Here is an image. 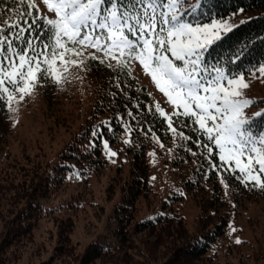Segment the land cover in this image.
<instances>
[{
    "label": "trees",
    "instance_id": "obj_1",
    "mask_svg": "<svg viewBox=\"0 0 264 264\" xmlns=\"http://www.w3.org/2000/svg\"><path fill=\"white\" fill-rule=\"evenodd\" d=\"M200 3L203 7L197 10L196 18L188 16L192 23L223 19L239 10L264 11V0H200ZM17 10L23 13L24 6L13 3V0H0V14L3 17L0 28L5 30L14 47L20 50L24 45L14 37L19 29H11L9 25L19 24L27 28L36 17L39 27L33 25L35 30L31 34L21 33L28 39L40 35L41 30L49 31V28L35 9L31 10L32 17L24 16L23 20L17 18ZM43 38L46 39V36ZM206 63L209 68L219 67L232 75H248L259 68L264 63V12L212 43L206 53ZM84 67L95 87L90 119L78 136L63 149L58 165L53 168H57L61 175L71 174L78 183H87L92 175L100 174L107 166L103 141L115 146L123 143L128 134L125 145L129 156L128 177L122 184V203L113 210L117 245L97 239L89 242L82 253L75 254V247L70 241L72 216H68L54 223L57 245L50 259L41 264H53L56 259L72 260L73 264H131L128 243L132 241L133 234L139 233L153 236L152 241L142 242L148 248L144 247L145 259L140 264H152L153 256L159 255H154L158 248L164 250L162 257H157L160 264H218L215 249L220 241L226 239L229 217L237 214L245 202H264V189L246 183L238 171L229 169L221 162L213 142L207 140L192 117H172V127L178 133L183 132L188 139L175 135L165 118L155 110L146 87L127 69H119L115 64L108 67L99 60L90 59ZM54 87L55 83L51 80H45L42 86L37 87L47 103L48 98L54 96ZM249 123L257 135L264 131V117L259 115ZM10 134L9 108L0 102V151ZM158 144L160 147L163 145L159 151ZM153 146L165 157L168 151L172 152V171L178 173L183 188L187 193H193L192 197L200 206L193 231L187 230L183 217L173 206L183 199V196L175 193L160 202L155 216L131 226L134 213L129 203L132 205L138 197L148 199L153 193L147 183L146 161V150ZM208 147L212 148L211 153ZM6 167L7 164L0 167V264H4L6 256L10 255L9 250L29 243L38 219L55 209L37 202L39 185L33 186L34 182L25 179L17 181L14 176L3 174ZM22 172L26 173L24 170ZM32 180H35L34 176ZM72 204L75 203H68V206Z\"/></svg>",
    "mask_w": 264,
    "mask_h": 264
},
{
    "label": "rangeland",
    "instance_id": "obj_2",
    "mask_svg": "<svg viewBox=\"0 0 264 264\" xmlns=\"http://www.w3.org/2000/svg\"><path fill=\"white\" fill-rule=\"evenodd\" d=\"M196 1L189 0L185 7H190ZM33 2L39 9L40 17L55 18L54 13L48 12L42 0H33ZM263 12L259 9L239 10L223 19L207 22L194 21L193 24L215 25L208 30L212 44L236 26ZM7 15L11 14L7 13ZM1 18L3 17L0 14ZM186 19L188 20L189 17ZM213 33L219 38L216 39ZM92 51L88 50L85 56L87 57ZM108 63L115 64L114 61H108ZM261 66H264V63ZM130 73L146 87L153 106L159 104L166 116H171L172 119L173 106L156 88L151 77L145 75L137 62L131 65ZM244 77L249 87L242 89L243 97L252 102L250 107L244 109V113L245 118L250 122L264 111V77L260 75L258 68ZM94 92L95 87L87 77L85 67L69 66V71L63 73L61 83H55L54 96L48 98L50 99L48 103L36 88L31 95L23 99H19L17 94L18 98L11 102L10 108L8 107L11 134L0 151V167L7 164L3 174L14 176L17 181L25 179L30 183L34 182L33 186L39 185L37 202L47 208L55 209L38 219L29 243L9 250L10 255L6 256L4 264H41L48 261L57 245V229L54 223L68 216H72L73 227L70 241L75 247V254L82 253L89 242L97 239L104 243L108 242L109 245H117L114 234L117 224L113 210L122 203L124 197L122 184L128 177L129 156L125 150L128 134L125 135L123 143L115 146H110L103 141V155L107 160V166L100 174L92 175L87 183H78L71 174L61 175L57 168H53L58 165L59 155L63 149L76 135L78 136L90 119L95 99ZM178 111L183 112V109ZM162 117L168 124L166 117ZM192 118L195 120V117ZM197 126L200 129L199 124ZM157 149L161 150L159 144ZM157 149L153 146L146 150L147 183L153 193L148 199L138 197L133 200L132 205L129 203L134 213L131 226L138 221L155 216L159 211L160 202L167 200L175 193L183 196V199L176 201L173 206L183 217L187 230L193 231L200 213V206L192 197L193 193L185 191L178 173L172 171V152L168 151L165 157L160 155ZM216 149L220 160V149L218 147ZM224 154L227 156V152ZM245 155L247 156L248 153ZM221 162L229 169L240 173L235 161L231 158L227 162ZM246 162L244 160V163ZM33 176L35 180L30 181ZM261 178L264 179V174ZM77 201L79 204H76ZM73 202L74 205L68 206V203ZM1 232L2 226H0ZM131 239L132 241L128 243L131 248L128 250V254L131 255V264H140L144 258L145 248H148L142 242L152 241L153 236L139 233L133 234ZM166 248L168 251L169 246L167 245ZM215 250L218 253V264H264V202H245L237 214H231L226 239L220 241ZM163 251L161 248L155 251L154 255L156 253L159 255L153 256L152 264H160L157 257L161 258ZM53 264H73V262L56 259Z\"/></svg>",
    "mask_w": 264,
    "mask_h": 264
},
{
    "label": "snow or ice",
    "instance_id": "obj_3",
    "mask_svg": "<svg viewBox=\"0 0 264 264\" xmlns=\"http://www.w3.org/2000/svg\"><path fill=\"white\" fill-rule=\"evenodd\" d=\"M42 2L55 16L54 19L40 18L49 31L41 30L33 39L21 35L31 34L35 30L33 25L39 27L36 17L27 28L9 25L11 29H19L14 37L22 42V49L17 50L0 28V102L10 108L17 94L23 99L45 80L59 84L69 66L80 68L88 59L99 60L108 67L113 66L108 61H114L117 68L127 69L129 73L131 65L137 62L168 98L173 115L195 117L194 123L199 124L207 140L220 149V160L227 162L231 158L246 183L264 189L261 178L264 131L259 135L254 133L244 113L252 104L242 92L249 85L243 74H226L215 66L209 68L206 63L211 45L208 30L215 25L193 24L186 19L196 18L197 10L203 7L200 0L190 7H185L189 0ZM13 3L24 6L23 13L16 12L21 20L24 16L32 17V9L39 11L33 0H13ZM213 36L219 38L215 33ZM90 49L93 51L86 57ZM258 72L264 77V66ZM181 108L183 112L178 111ZM155 110L166 117L175 135L188 139L172 127L171 116H166L159 104ZM258 115L264 117V113ZM208 152H212L211 147Z\"/></svg>",
    "mask_w": 264,
    "mask_h": 264
}]
</instances>
